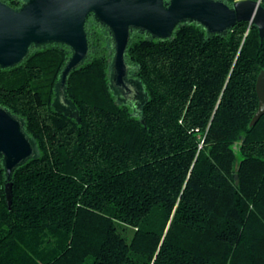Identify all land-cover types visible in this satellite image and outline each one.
<instances>
[{
    "label": "trees",
    "instance_id": "trees-1",
    "mask_svg": "<svg viewBox=\"0 0 264 264\" xmlns=\"http://www.w3.org/2000/svg\"><path fill=\"white\" fill-rule=\"evenodd\" d=\"M84 31L87 54L64 85L76 118L52 105L68 45L30 44L0 66V108L35 148L8 178L0 156V264H264L257 27L209 33L185 20L165 38L130 28L139 109L110 87L109 27L89 13Z\"/></svg>",
    "mask_w": 264,
    "mask_h": 264
},
{
    "label": "water",
    "instance_id": "water-1",
    "mask_svg": "<svg viewBox=\"0 0 264 264\" xmlns=\"http://www.w3.org/2000/svg\"><path fill=\"white\" fill-rule=\"evenodd\" d=\"M89 13L111 31L114 53L109 84L112 89L114 81L126 93L132 88L126 79L128 67L124 50L132 27L165 38L176 24L185 20L201 23L209 33H221L245 21L255 25L260 39L264 38V8L258 0L234 1L231 6L221 0H168L166 3L163 0H26L18 9L0 2V66L20 62L27 55L30 44L68 45L71 55L55 85V96L58 93L61 100L67 102L64 97L66 77L83 62L88 50L84 22ZM255 89L258 108L253 120L264 113V69L256 78ZM129 105L137 109V104ZM34 155V144L24 133L21 120L0 108V156L7 178L15 166ZM5 192L8 197V186Z\"/></svg>",
    "mask_w": 264,
    "mask_h": 264
},
{
    "label": "rangeland",
    "instance_id": "rangeland-1",
    "mask_svg": "<svg viewBox=\"0 0 264 264\" xmlns=\"http://www.w3.org/2000/svg\"><path fill=\"white\" fill-rule=\"evenodd\" d=\"M112 70H115V66L112 67ZM109 73H110V66H109ZM126 79L129 80L131 84V88H132L131 92L126 93L124 88L114 83V81L113 83H111L112 90L114 91V94L116 95L117 99L120 102H125L127 104L129 103L133 106L137 104L136 108L139 109L142 102L145 100L146 93L142 87L141 82L138 79L132 77H126ZM53 107H55L57 110L66 113L67 115L73 116L75 118L77 117L76 112L72 108V104L68 101L64 102L63 100H61L58 93H56V96L54 98ZM234 149L236 150V146H234ZM237 156L239 157L238 153Z\"/></svg>",
    "mask_w": 264,
    "mask_h": 264
},
{
    "label": "bare ground",
    "instance_id": "bare-ground-1",
    "mask_svg": "<svg viewBox=\"0 0 264 264\" xmlns=\"http://www.w3.org/2000/svg\"><path fill=\"white\" fill-rule=\"evenodd\" d=\"M238 1H244V0H236V2H238Z\"/></svg>",
    "mask_w": 264,
    "mask_h": 264
},
{
    "label": "built area",
    "instance_id": "built-area-1",
    "mask_svg": "<svg viewBox=\"0 0 264 264\" xmlns=\"http://www.w3.org/2000/svg\"><path fill=\"white\" fill-rule=\"evenodd\" d=\"M234 1H236V0H234ZM259 1V0H258Z\"/></svg>",
    "mask_w": 264,
    "mask_h": 264
}]
</instances>
